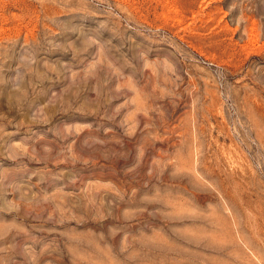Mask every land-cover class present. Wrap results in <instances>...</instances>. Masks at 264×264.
I'll list each match as a JSON object with an SVG mask.
<instances>
[{
    "label": "rangeland",
    "instance_id": "obj_1",
    "mask_svg": "<svg viewBox=\"0 0 264 264\" xmlns=\"http://www.w3.org/2000/svg\"><path fill=\"white\" fill-rule=\"evenodd\" d=\"M0 264H264V0H0Z\"/></svg>",
    "mask_w": 264,
    "mask_h": 264
}]
</instances>
